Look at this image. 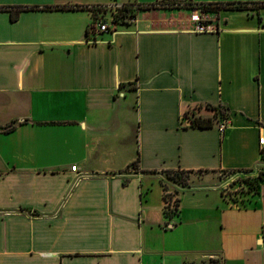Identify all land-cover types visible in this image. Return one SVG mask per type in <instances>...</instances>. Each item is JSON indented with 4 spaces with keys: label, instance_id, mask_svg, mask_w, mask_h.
<instances>
[{
    "label": "crops",
    "instance_id": "crops-1",
    "mask_svg": "<svg viewBox=\"0 0 264 264\" xmlns=\"http://www.w3.org/2000/svg\"><path fill=\"white\" fill-rule=\"evenodd\" d=\"M157 1L0 0V264H264V181L203 174L168 218L161 179L264 167V0H194L247 2L205 31ZM113 2L156 4L99 29Z\"/></svg>",
    "mask_w": 264,
    "mask_h": 264
},
{
    "label": "trees",
    "instance_id": "trees-1",
    "mask_svg": "<svg viewBox=\"0 0 264 264\" xmlns=\"http://www.w3.org/2000/svg\"><path fill=\"white\" fill-rule=\"evenodd\" d=\"M156 3H163V6H177V7H185V8H189V9H193V8H199L200 10H202L203 12H212V11H217L218 9L222 8V7H238V8H244L247 6V2H243V1H228V2H220V1H194V0H158ZM156 3H150V4H140L137 3V8L139 7H152L154 6ZM126 6L122 7L119 10V13L117 14L116 17V21L119 20H124V17L127 16L128 12L132 11V8L130 6H127V4L129 3H125ZM255 5H264V1H260V2H255ZM72 5V4H71ZM36 5H29V6H25V8L28 7H35ZM45 6H51L50 4H47ZM0 7H6V6H0ZM136 8V9H137ZM96 9V8H95ZM12 17H14V14H12ZM209 107L214 108V110L216 111H221L224 112L225 111V107L223 105H219V106H211L209 105ZM224 114V113H223ZM225 115V114H224ZM183 117H186L189 121V124L192 126H200V127H204V126H208L212 123V117H205V116H201V115H196V114H188V113H184ZM11 126H9L8 128H10ZM137 160L132 161L130 164L131 165H135ZM182 170H187V169H165L164 172L166 173H170L172 171H182ZM238 170H244V171H248V170H252V169H238ZM190 171V170H189ZM264 181V171H262L261 173H259L253 180L252 183H250L249 185H251V187L248 189V193L249 196L246 198L247 201L251 200L254 196L258 195L259 193V186L260 183ZM183 186L186 185V181L182 182ZM164 189H166V185L163 184ZM180 190H175V192H179ZM165 203H164V213L165 215L170 218L172 217L174 214H177L179 211V197H175L173 200H171V197L168 193H164L163 194ZM234 202H237L235 200H233Z\"/></svg>",
    "mask_w": 264,
    "mask_h": 264
},
{
    "label": "rangeland",
    "instance_id": "rangeland-1",
    "mask_svg": "<svg viewBox=\"0 0 264 264\" xmlns=\"http://www.w3.org/2000/svg\"><path fill=\"white\" fill-rule=\"evenodd\" d=\"M177 7V6H176ZM189 9V8H188ZM191 10V9H189ZM191 12V11H190ZM264 171L263 166L256 167L252 170H231V169H222L215 171H172L170 173L163 172L161 173L163 183L167 186L168 183L175 186V190H180L183 186L182 182L186 181V184L189 181H196L201 178V175L208 174L215 178L222 185V192L227 196L229 200H235L240 204H243L244 200L249 196L247 192L251 187L249 185L253 182L254 178ZM168 182V183H167ZM175 190H172L168 193L173 200L176 197ZM199 264H211L210 262H202Z\"/></svg>",
    "mask_w": 264,
    "mask_h": 264
},
{
    "label": "built area",
    "instance_id": "built-area-1",
    "mask_svg": "<svg viewBox=\"0 0 264 264\" xmlns=\"http://www.w3.org/2000/svg\"><path fill=\"white\" fill-rule=\"evenodd\" d=\"M124 6H126L125 3H116V2L93 5L92 7L96 8L100 13L94 19L96 26L102 30L109 28L108 22H112V23L117 22L116 21L117 14L119 13V10ZM127 6H130L132 8V11L128 12L127 16H125L124 19L135 20L136 18L135 10L137 8V3H129L127 4ZM203 13L204 12L199 8L191 9L190 19L193 22V29L196 31H205V30L214 29L215 26L206 16L203 15ZM227 123H228V118L224 117L222 121L219 123V128L223 130L227 125ZM259 141L260 143H264V136H260ZM71 169L75 170L76 164H72Z\"/></svg>",
    "mask_w": 264,
    "mask_h": 264
}]
</instances>
